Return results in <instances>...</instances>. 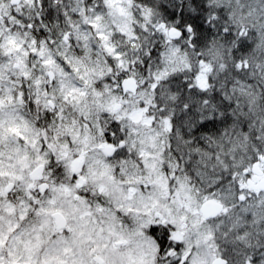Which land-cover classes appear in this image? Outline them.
Wrapping results in <instances>:
<instances>
[{"label":"clouds","instance_id":"obj_1","mask_svg":"<svg viewBox=\"0 0 264 264\" xmlns=\"http://www.w3.org/2000/svg\"><path fill=\"white\" fill-rule=\"evenodd\" d=\"M0 264H264V0H0Z\"/></svg>","mask_w":264,"mask_h":264}]
</instances>
